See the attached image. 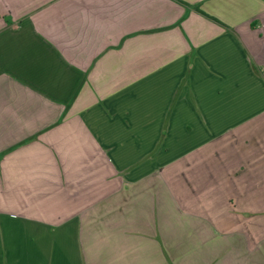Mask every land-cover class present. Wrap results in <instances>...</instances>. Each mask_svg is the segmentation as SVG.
I'll list each match as a JSON object with an SVG mask.
<instances>
[{
  "label": "crops",
  "instance_id": "crops-1",
  "mask_svg": "<svg viewBox=\"0 0 264 264\" xmlns=\"http://www.w3.org/2000/svg\"><path fill=\"white\" fill-rule=\"evenodd\" d=\"M0 264H264V0H0Z\"/></svg>",
  "mask_w": 264,
  "mask_h": 264
},
{
  "label": "trees",
  "instance_id": "trees-1",
  "mask_svg": "<svg viewBox=\"0 0 264 264\" xmlns=\"http://www.w3.org/2000/svg\"><path fill=\"white\" fill-rule=\"evenodd\" d=\"M208 17H210L212 20H214L215 22H218V23H221L218 19H216L215 17H212V16H209L207 15Z\"/></svg>",
  "mask_w": 264,
  "mask_h": 264
},
{
  "label": "rangeland",
  "instance_id": "rangeland-1",
  "mask_svg": "<svg viewBox=\"0 0 264 264\" xmlns=\"http://www.w3.org/2000/svg\"><path fill=\"white\" fill-rule=\"evenodd\" d=\"M6 152H8V150L7 151H3V153H6Z\"/></svg>",
  "mask_w": 264,
  "mask_h": 264
}]
</instances>
